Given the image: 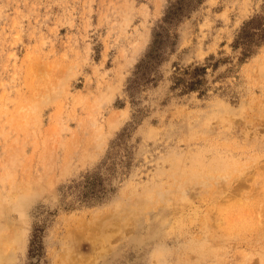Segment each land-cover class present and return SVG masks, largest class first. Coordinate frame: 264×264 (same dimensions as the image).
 <instances>
[{
    "label": "rangeland",
    "instance_id": "1",
    "mask_svg": "<svg viewBox=\"0 0 264 264\" xmlns=\"http://www.w3.org/2000/svg\"><path fill=\"white\" fill-rule=\"evenodd\" d=\"M0 264H264V0H0Z\"/></svg>",
    "mask_w": 264,
    "mask_h": 264
},
{
    "label": "bare ground",
    "instance_id": "2",
    "mask_svg": "<svg viewBox=\"0 0 264 264\" xmlns=\"http://www.w3.org/2000/svg\"><path fill=\"white\" fill-rule=\"evenodd\" d=\"M145 198V197H144ZM143 203H144V201H143ZM113 219H115V218H113ZM114 222V221H113ZM120 225V224H119ZM122 225V224H121ZM99 230V229H98Z\"/></svg>",
    "mask_w": 264,
    "mask_h": 264
}]
</instances>
